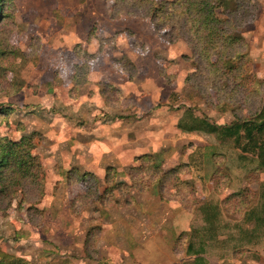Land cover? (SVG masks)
<instances>
[{"label":"rangeland","instance_id":"374dc122","mask_svg":"<svg viewBox=\"0 0 264 264\" xmlns=\"http://www.w3.org/2000/svg\"><path fill=\"white\" fill-rule=\"evenodd\" d=\"M124 2L114 9L113 0H10V19L0 23V106L10 109L0 138H29L44 175L0 199V250L30 264H264L263 252L255 259L264 237L247 244L223 227H252L245 214L262 175L214 136L179 127L186 110L221 125L259 108L264 0H248L228 18L227 33L242 45L227 51L248 58L254 84L243 73L214 75L212 66L224 73L234 63L207 65L178 26L158 27L148 6ZM141 155L160 174L178 172L159 190L157 175L136 171L145 167ZM115 183L126 186L105 192ZM203 203L218 205L222 228L189 242L204 226ZM190 243L198 254L187 253Z\"/></svg>","mask_w":264,"mask_h":264},{"label":"trees","instance_id":"16d2710c","mask_svg":"<svg viewBox=\"0 0 264 264\" xmlns=\"http://www.w3.org/2000/svg\"><path fill=\"white\" fill-rule=\"evenodd\" d=\"M125 0H113V8L116 9L119 3L123 4ZM248 0H171L162 1L154 4L148 0H131V3L137 2L141 7L148 6L151 19L158 27L167 25V29L174 32L177 28L178 35L185 37L186 43L193 49L199 48L201 58L204 63L210 65L219 63L221 59H228L234 63L233 66L223 70L212 66L214 75H221L222 79L228 78L229 74L240 76L242 80H250L253 83L254 75L250 72L246 62L248 58L241 54L238 49L232 53L230 47L240 43L241 39L233 36L227 29L231 28L230 16L236 15L243 10ZM10 0H0V23L10 19L7 12V6ZM225 18H219L220 15ZM157 22L163 25L156 24ZM156 27L159 31L160 28ZM240 46L242 43L239 44ZM192 50V49H191ZM228 50V51H227ZM4 55V53L0 54ZM210 61V62H209ZM246 63L245 73L242 71V63ZM86 68V65L77 66L78 71ZM239 78V77H238ZM240 80V78H239ZM8 107L0 106V121H3L9 114ZM183 120L180 121L179 127L184 131H201L208 135L214 136L224 147H228L231 151H236L237 160L254 165L255 172L262 175L263 180L258 188L257 199L255 205L245 214L246 222L251 223L252 227L246 228L240 223L232 226L224 224L223 227L237 229L239 241H247V244L260 243L258 240L264 237V98L259 108L251 115L246 117L236 116L234 120L228 124H215L204 118H197L186 110ZM33 145L29 138H20L17 142H11L5 137L0 138V199L10 198L16 191L17 185L25 179L36 180V177L42 176L43 169L39 159L32 154ZM136 160L143 163L145 167L138 166L134 170L141 172H150L157 175L158 189L162 187L163 180L168 176H175L178 168H174L166 174H160V169L153 170L151 157L139 156ZM151 162V165H150ZM142 164V165H143ZM151 170H153L151 172ZM105 178L109 182L110 177L114 175L112 168H107ZM134 176L132 177V179ZM138 180V179H137ZM138 183V182H137ZM186 188L187 184L179 183ZM134 184H132L133 186ZM125 184L115 183L105 192L110 193L111 190L120 191ZM190 189V188H189ZM191 190V189H190ZM101 197L106 199L107 195ZM251 193V192H247ZM242 192L229 195L223 203L230 201L231 198L241 195ZM197 212L202 217L204 223L203 228H195L190 231L189 242L203 243L207 236L214 234L222 228L221 210L218 205L203 203L197 208ZM208 238V239H210ZM237 239V237H235ZM187 253L198 254L199 251L192 249L190 243L187 247ZM194 262L206 264L201 258H196ZM195 263V264H196ZM0 264H30L24 259L8 255L0 250Z\"/></svg>","mask_w":264,"mask_h":264},{"label":"crops","instance_id":"0c3cea01","mask_svg":"<svg viewBox=\"0 0 264 264\" xmlns=\"http://www.w3.org/2000/svg\"><path fill=\"white\" fill-rule=\"evenodd\" d=\"M261 243V242H260ZM257 251H258V254L257 255H255V259L257 260V259H260V257H261V253L260 252H263V254H262V259H264V249L263 248H261V249H257ZM237 262H238V260H237ZM237 262L234 260L233 261V263H235V264H237ZM239 263V262H238ZM240 264V263H239Z\"/></svg>","mask_w":264,"mask_h":264}]
</instances>
